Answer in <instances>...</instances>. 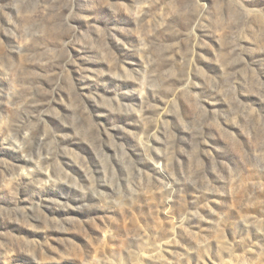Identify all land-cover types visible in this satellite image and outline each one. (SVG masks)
I'll use <instances>...</instances> for the list:
<instances>
[{"label":"rangeland","instance_id":"1","mask_svg":"<svg viewBox=\"0 0 264 264\" xmlns=\"http://www.w3.org/2000/svg\"><path fill=\"white\" fill-rule=\"evenodd\" d=\"M0 264H264V0H0Z\"/></svg>","mask_w":264,"mask_h":264}]
</instances>
